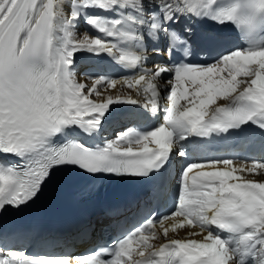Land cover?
<instances>
[{
	"label": "bare ground",
	"instance_id": "6f19581e",
	"mask_svg": "<svg viewBox=\"0 0 264 264\" xmlns=\"http://www.w3.org/2000/svg\"><path fill=\"white\" fill-rule=\"evenodd\" d=\"M4 1L0 0V3ZM17 1L7 0L6 6L0 10V48L14 19L2 26ZM156 2H161L162 6V10L156 7V22L145 15L144 24L150 23L151 26L138 37L144 44L145 56L125 50L120 43L111 40L98 47H92L88 42L81 46L73 41V38L79 40L80 35L75 37V32L68 29L69 18H75L79 21V27L86 23L102 31V27L107 26L102 31L107 38H112V35L115 39L132 37L134 32L127 27L126 21L120 20L116 7L140 8L148 12L155 9ZM188 2L40 0L29 16L31 21L22 39L12 52V71L7 77L13 83L14 94L7 101L19 100L25 104L35 125L47 122L57 124L66 138H72L80 149L100 152L87 147L85 140L88 137L84 138V131L76 127L78 120L83 118L87 122L95 117L92 112L112 115L118 109L138 108L134 100L143 97L146 101L142 102L141 108L145 111L139 112V118L148 113L156 124L151 131L142 132L136 148L168 145L174 150V174L167 194L168 205L173 204L174 207L169 217L137 236L126 248H136L147 241L155 245L174 242L183 248L194 249L199 256L214 257V250L206 242L213 240L211 232L216 215L227 195L238 186H247L256 188L261 200L252 224L233 238L234 246L228 248L222 264H264V139L253 138L246 133L250 138L248 145L241 149L240 160L222 159L219 162L207 160L212 153L201 151L193 141L196 123L216 113L224 105L240 116L255 113L264 121V50L234 52L217 66H211L210 70L199 67L191 71L173 72L172 77H167V73H161L166 67L156 62L160 61L167 48L164 39L168 26L174 24L187 29L188 18L193 28L198 26L197 19L190 16L186 9ZM100 5L104 8L101 9ZM144 24L140 26L144 28ZM147 37H153V44L145 40ZM86 40L94 41L88 37ZM122 50V57L118 58L115 54ZM71 55H75L76 59L73 70H69L68 58ZM114 55L128 67L138 66V72H130V77L121 78L114 68ZM107 60H111L112 64H108ZM78 73H81L78 78L85 82L76 80ZM159 73L163 74L162 79L157 77ZM88 80L92 82L89 84ZM255 97L257 99L253 101ZM4 110V105H0V112ZM104 127L101 126L108 132V125ZM91 130L92 133L95 131L93 128ZM108 137L106 135L104 138ZM114 141L123 145L133 143L120 138L107 140L109 145ZM138 151H132V154ZM72 162L64 159L62 166L57 168L70 171L75 165ZM43 172L49 181L56 183L53 189L57 191V171L49 162H45ZM194 174L219 178L221 182L214 189L199 190L196 188L199 184H193L190 180ZM83 238V241H79V238L75 241L79 249L87 246ZM69 246H62L61 252H65ZM145 249L139 247L142 253Z\"/></svg>",
	"mask_w": 264,
	"mask_h": 264
},
{
	"label": "rangeland",
	"instance_id": "374dc122",
	"mask_svg": "<svg viewBox=\"0 0 264 264\" xmlns=\"http://www.w3.org/2000/svg\"><path fill=\"white\" fill-rule=\"evenodd\" d=\"M4 1V0H3ZM2 3H0V5H1ZM71 19V18H70ZM81 36V35H80ZM80 38V37H79ZM91 39H93L94 40V36H91ZM102 41V39H98V41L97 42H101ZM92 42H94L95 43V41H92ZM216 66H217V64H215ZM214 65V66H215ZM212 67L210 66V67H207V69L206 70H210ZM83 72V71H82ZM81 73H78L77 75H76V80H78V81H80V82H85V80L84 79H80V78H78V76L80 75ZM92 81L91 80H88V83L90 84ZM89 84H88V86H89ZM86 89H87V87H85ZM89 88V87H88ZM133 94V93H132ZM132 94H130V95H132ZM137 100H139V101H141V100H143V99H141V98H138ZM143 101H145V100H143Z\"/></svg>",
	"mask_w": 264,
	"mask_h": 264
}]
</instances>
